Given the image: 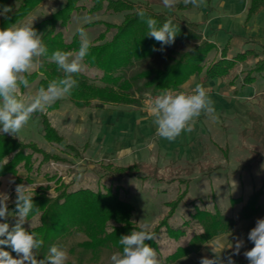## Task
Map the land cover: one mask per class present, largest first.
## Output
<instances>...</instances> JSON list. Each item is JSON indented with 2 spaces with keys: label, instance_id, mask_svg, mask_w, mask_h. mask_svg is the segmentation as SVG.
<instances>
[{
  "label": "trees",
  "instance_id": "1",
  "mask_svg": "<svg viewBox=\"0 0 264 264\" xmlns=\"http://www.w3.org/2000/svg\"><path fill=\"white\" fill-rule=\"evenodd\" d=\"M8 0H0V7ZM17 6L7 14V19L0 18V29H5L23 19L42 0H16ZM163 4L162 0H155ZM77 0H65L64 5L35 24L34 29L41 35L46 45L47 53L40 57L37 71L29 76V84L38 78L36 88L47 87V84L63 76L55 63L50 61L51 54L56 51H69L75 54L79 47V36L75 32L66 41L61 32L54 29L56 22L64 25L68 22L69 15L78 10ZM260 7H264V0H250L246 20H248ZM174 8L180 9L177 4ZM172 9V8H171ZM124 12L120 24H109L102 21L89 22L83 27L98 25L102 30L91 41L90 52L85 57L83 64L87 68H94L93 77L81 72L75 78L78 86L67 100L76 108H87L93 102L108 105L139 106L145 94L161 93L164 90L180 89L191 76L202 74L203 80H211L226 76L237 63L243 62L249 51L238 54L232 59H226V46L220 50V58L208 61L209 54L217 50L216 46L204 38L196 24L185 21L173 13L154 11L151 0L133 3L128 0H93L92 7L87 12L95 14L99 11ZM144 11L146 17H152L162 25L171 19L178 28L174 44L161 45L154 38L147 36V26L139 16V11ZM111 33L109 38L106 35ZM252 53V52H251ZM253 56L261 58L252 69L244 71L241 82L248 84L255 80L256 75L264 72V54L254 53ZM24 89H22V92ZM60 100L48 107L47 111L58 108ZM41 124L43 138L65 156L83 159L82 152L87 144L79 149L69 144L64 137L50 125L45 113H35ZM252 122V131L260 132L262 126L260 119L249 113ZM4 157L8 158L5 165ZM34 161H38L34 167ZM52 162L67 164L66 157L52 154L39 148L35 143H24L15 137L0 135V177L11 174L15 177L14 183L23 181L17 176V171L22 168L27 176L35 172L39 174L41 165ZM94 172L99 174V181L108 178V185L101 184V190L88 188L73 189V180L65 183L60 177L44 174L47 181H54L53 186L40 185L31 192L34 205L40 209L38 214H30L28 220L37 216L34 226L23 227L29 232H36L44 241L37 254V260H42L47 255L48 249L56 245L68 254L66 264H106L108 258L122 251L119 238L130 234L134 229L140 230L131 220L134 207L119 196V186L112 181H124L130 178L145 180L146 176H139L138 166H116L110 162L99 160L95 162ZM26 177L24 180H27ZM161 181V180H159ZM170 182L173 180H169ZM185 181L182 180V183ZM53 189L54 196L48 195ZM187 193L186 187L178 196L167 203V214L153 227L151 232L156 235L155 240L145 243L156 248L157 240L163 233L169 238H179L187 232L189 222L182 221L178 226H172V219L178 205L184 200ZM16 196H14L15 202ZM256 194H251L242 205L238 219H248L253 216L258 208ZM240 199H230V204L239 203ZM8 205L11 215H16L15 203ZM193 204V203H192ZM188 217L199 225L201 231L195 233L184 246L177 247L160 264H170L176 260L197 253L208 240L221 234H230L236 226V220L221 215L218 210L210 212L196 205ZM16 223H11V227ZM9 251L14 258H18L8 246H0Z\"/></svg>",
  "mask_w": 264,
  "mask_h": 264
},
{
  "label": "rangeland",
  "instance_id": "2",
  "mask_svg": "<svg viewBox=\"0 0 264 264\" xmlns=\"http://www.w3.org/2000/svg\"><path fill=\"white\" fill-rule=\"evenodd\" d=\"M128 1L141 3L144 0ZM17 3L16 0H8L0 7V10L2 11L4 6L10 7L13 10L17 6ZM64 3L65 0H42L33 13L35 17L33 20L38 22L48 18L53 12L61 8ZM76 4L78 10L70 13L68 22L62 26L59 25V22H56L54 25V29L61 32L66 41L72 37L78 27L85 25L82 19L84 16L91 18L89 22L102 21L118 25L122 21L124 12L114 13L102 10L95 14H89L87 10L92 7L93 0H77ZM151 6L155 10L161 11L162 9H166L163 4L156 3L155 0H151ZM85 30L88 32L90 40L93 41L102 30V27L94 25ZM110 36L111 33L107 34L106 38ZM215 51L216 54L219 53L217 50ZM252 51L260 53V48L255 46ZM216 54L212 51L208 56V61L210 62L213 58H217L218 55ZM253 62L252 59H249L243 63H237L226 76L221 78L232 80L239 73V70H246L253 65ZM82 72L93 77L96 70L94 68L89 69L84 65ZM237 76L233 81V85L235 86L241 84L243 77L242 74H238ZM36 82L37 80L31 83L30 88L26 89L23 94L34 93L37 90L35 86ZM43 113L46 114L50 125L69 144L79 149L84 144H87V147L82 152L83 159L65 156L55 146L45 141L41 131L40 119L38 116L33 115L29 123L20 132L19 137L16 138L24 143H35L44 151L66 157L70 162L67 164L48 162L41 165L39 174L33 172L27 176L26 173V176L22 178L23 181L19 184L30 185V192L40 185L48 184L53 186L54 181L51 179L48 182L44 174L60 177L65 183L73 180V189L88 188L91 190H101V184L108 185L110 180L108 178L98 180L99 174L94 172L96 161L103 159L116 166L135 164L138 166L137 174L139 176H146L145 180L130 178L124 181L113 180L112 182L119 186L120 198L133 205L132 222L140 228L143 224H148V230L150 231L167 214V203L174 200L178 196V193L185 188L186 184L179 181L189 180L185 198L178 205L169 223L172 226H178L182 221L187 220L190 225L187 232L179 238H169L164 233L159 236L155 249L157 250L160 262H163L177 247L184 246L193 234L201 231L199 225L188 217V213L192 211V205L210 212L216 209L225 217L233 216L234 214L239 216L237 211L240 209V206H233L228 203L229 197L234 196L233 190L228 191L227 188L221 186L217 189L208 188L206 181L211 174L208 167L216 159L220 160L222 157L217 150V144L219 143L222 146L223 144H226V146L230 145L228 150L235 151L240 143L237 135L242 130H246L241 125L221 126L219 132L223 137L222 141L213 140L209 137V132L205 130L200 138V144L205 149L204 156L196 160L192 159V157H187L188 154L195 151L192 142L187 139L188 133H186L185 138V133H182L171 142L157 135L155 126L153 125L151 105L144 102V100L137 107L128 105H101L94 102L90 107L79 109L74 107L64 97L60 99L57 109L52 111L46 110ZM246 132L247 130L244 131V133ZM233 135H235V140H227L228 136L234 138ZM262 149L259 150L261 151ZM37 163L38 161H34V167L37 166ZM26 177L28 179L24 180ZM169 180H173V182L170 183ZM254 194H256L255 201L258 210L254 214L252 221L256 223L258 219L264 218V189H257L254 191ZM48 195H55L52 188L48 191ZM14 196H16V193H11L8 196V205L14 202ZM193 202L194 204H192ZM36 220L37 216L26 221L24 226H34L37 223ZM7 223L9 225L17 223V216L10 215ZM244 238L245 244L250 243L249 240H246L248 236L245 235ZM231 249L227 248V250L223 251L221 257L226 259L231 255L235 264H248V260L244 256L246 250L240 252L238 255H233L235 249L233 247ZM194 254L196 253H191L189 257L180 258L170 264H197L196 262H200V260ZM110 257L106 261V264H110Z\"/></svg>",
  "mask_w": 264,
  "mask_h": 264
},
{
  "label": "clouds",
  "instance_id": "3",
  "mask_svg": "<svg viewBox=\"0 0 264 264\" xmlns=\"http://www.w3.org/2000/svg\"><path fill=\"white\" fill-rule=\"evenodd\" d=\"M166 8H174L180 0H162ZM185 6L200 7L204 0H182ZM10 7L4 6L0 16L6 19L11 12ZM138 16L144 20L148 33L154 38L164 51L165 46L174 44L178 28L171 19L162 25L152 17H146L144 11ZM83 23H88L90 17L84 16ZM79 36L78 50L54 51L50 61L55 63L63 76L41 86L34 93L23 94L22 89L30 88L28 76L38 64L40 57L48 49L41 35L33 27V22H16L5 29H0V135L8 134L19 137L20 132L29 123L35 113H43L48 107L71 94L78 86L75 78L84 69L83 61L89 55L91 40L83 26L76 29ZM153 125L159 137L174 141L183 132H192L197 119L205 117L217 120L214 101L210 98L207 89L196 84L190 92L164 90L151 103ZM5 165L8 158L4 157ZM30 185L18 184L15 187V209L17 223L11 227L8 223H0V246H8L18 258H14L9 251L0 247V264H66L67 252L56 245L48 249L42 260H37V254L44 241L36 232H29L23 225L28 221L30 214H38L40 209L34 205L33 194L29 191ZM8 195L0 193V219H7ZM149 225L143 224L140 230H132L130 234L119 238L122 251L110 257V264H160L157 250L145 243L155 240L154 232L148 230ZM248 240L253 243L250 250L244 252L248 264H264V218L258 219L254 228L248 233ZM214 253L213 258L201 257L200 264H235L232 256L226 259L221 257L224 249H220V239L217 237L210 243ZM243 241L237 239L233 255H238Z\"/></svg>",
  "mask_w": 264,
  "mask_h": 264
},
{
  "label": "crops",
  "instance_id": "4",
  "mask_svg": "<svg viewBox=\"0 0 264 264\" xmlns=\"http://www.w3.org/2000/svg\"><path fill=\"white\" fill-rule=\"evenodd\" d=\"M177 4H180L182 8L169 9L163 6L166 9L160 11L151 7L154 11L164 12L166 14L173 13L187 22L196 24L203 37L212 42L219 52L216 54L214 50L215 54L218 56L213 59L216 60L220 58V50L225 46L226 50L224 51L226 52V59L229 60L238 54L249 51L250 53L243 62L249 59H252L254 62L251 67L244 70L247 71L252 69L262 56H253L252 54L258 52L252 51V49L258 46L260 48V53L264 54V7H260L248 20H246L250 0H204V3L200 7H193L191 5L185 6L182 0ZM36 7L37 6L18 22L37 23L33 20L35 19L33 13ZM2 17L3 16H0V18ZM38 64L34 67L32 72L37 71ZM244 71L239 70V73H237L240 75ZM199 75L195 74L191 76L180 86V89L190 92L196 84L203 85L207 89L210 98L214 101L215 112L218 119L212 120L201 115L197 119L192 132H183L185 133L184 138L186 133L189 134L187 139L192 142V146L195 148L194 153L188 154L187 157H192V159L197 160L204 156L205 149L204 146L200 144V138L205 130L209 132V137L213 140L222 141L223 137L219 132L221 126L241 125L243 129H246V133H244L246 130H242L237 135V139L240 140V143L235 151L228 150L230 145L226 146V144H223L222 146L217 142V150L222 157L220 160L216 159V161L211 163L208 167L211 174L206 181L208 188L217 189L221 186L227 188L228 191L233 190L234 196L229 197L228 203H230V199H240L241 201L233 206H240L239 208L241 209L247 198L253 194L255 190L260 188L264 189V149H262L264 148V72H262L261 75H256L254 81L248 84H243L241 82V84L237 86L233 85V81L238 77L237 75H235L232 80L220 77L206 81L202 79V75L200 77ZM36 80L38 81V78ZM25 91L26 89H24L23 93H25ZM249 113L260 119V124L262 126L260 132L252 131V122L248 117ZM233 136L234 138L228 136L229 138L227 140H235V135ZM258 148L262 150L260 151ZM227 172H229V174H227ZM17 176L24 178L26 176L25 170L19 168ZM14 179L15 177L11 174L0 177V193L7 194L8 196H10L11 193H15V190H13V188L16 187ZM183 181H185L183 184H186L185 187L187 188L189 180L186 179ZM179 182L182 183V180ZM240 209L237 211L238 214ZM10 215L6 220L0 219V223H7ZM227 217L236 220L235 229L230 234L215 236L204 243L201 249L194 254L199 257V260L204 256L210 259L213 258L214 253L210 243H213L217 237L220 239V249H218V251L221 249L225 251L227 248L231 249V247L235 249V242L237 239L243 241L240 252L250 250L254 246L251 241H249L250 243L248 244L244 242L245 235L248 236L250 230L256 225V223L252 221L254 215L248 219H238L237 214ZM246 240L248 241L247 238ZM220 255L222 256V253ZM196 263L200 264V262Z\"/></svg>",
  "mask_w": 264,
  "mask_h": 264
},
{
  "label": "built area",
  "instance_id": "5",
  "mask_svg": "<svg viewBox=\"0 0 264 264\" xmlns=\"http://www.w3.org/2000/svg\"><path fill=\"white\" fill-rule=\"evenodd\" d=\"M170 90L173 91V92L183 91V90H181V89H170ZM184 92H186V91H184ZM158 94H160V93H156V94H148V93H147V94L144 95L143 100H144V102H147L148 104L151 105L152 100H153L154 97H156Z\"/></svg>",
  "mask_w": 264,
  "mask_h": 264
}]
</instances>
